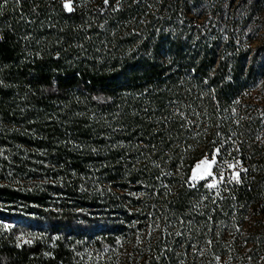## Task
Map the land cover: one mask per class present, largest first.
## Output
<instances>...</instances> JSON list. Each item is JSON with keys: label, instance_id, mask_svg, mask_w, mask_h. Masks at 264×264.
Segmentation results:
<instances>
[{"label": "trees", "instance_id": "trees-1", "mask_svg": "<svg viewBox=\"0 0 264 264\" xmlns=\"http://www.w3.org/2000/svg\"><path fill=\"white\" fill-rule=\"evenodd\" d=\"M244 2L0 0V264H264Z\"/></svg>", "mask_w": 264, "mask_h": 264}, {"label": "rangeland", "instance_id": "rangeland-1", "mask_svg": "<svg viewBox=\"0 0 264 264\" xmlns=\"http://www.w3.org/2000/svg\"><path fill=\"white\" fill-rule=\"evenodd\" d=\"M227 18H230L234 14V17H241L246 14L244 0H232V3L227 5ZM233 17V16H232ZM192 26H197L203 18H197L192 14L188 15ZM239 28V27H238ZM244 36L245 43H248L252 48L251 55H258L257 65H255L257 74L256 82L251 90V99L258 109L264 111V2L261 3L259 9L247 19L246 23L241 24L238 29ZM251 59V58H250ZM217 164L216 157L205 156L197 162L195 165L191 179L193 182H200L202 180H208V185H215L222 178L216 173L215 168ZM199 165V167H197ZM195 174V179L193 175ZM10 228L14 227V224H7ZM23 241L32 238V235L22 234L20 235ZM90 249V250H89ZM91 252L94 249L88 248ZM91 257V254H90Z\"/></svg>", "mask_w": 264, "mask_h": 264}, {"label": "snow or ice", "instance_id": "snow-or-ice-1", "mask_svg": "<svg viewBox=\"0 0 264 264\" xmlns=\"http://www.w3.org/2000/svg\"><path fill=\"white\" fill-rule=\"evenodd\" d=\"M105 2H107V0H105ZM65 7H68L69 8V11H71V8L68 6V5H65ZM197 167H199V165L197 166ZM230 167H233L232 165H230ZM246 171V170H245ZM238 176H239V174L237 173L234 177H233V179H237V181H238ZM196 177H195V174L193 175V179H195ZM214 185H209V187H213Z\"/></svg>", "mask_w": 264, "mask_h": 264}]
</instances>
